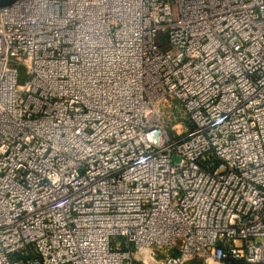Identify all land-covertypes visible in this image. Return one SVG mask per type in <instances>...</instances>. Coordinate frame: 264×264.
I'll list each match as a JSON object with an SVG mask.
<instances>
[{
  "label": "built area",
  "instance_id": "built-area-1",
  "mask_svg": "<svg viewBox=\"0 0 264 264\" xmlns=\"http://www.w3.org/2000/svg\"><path fill=\"white\" fill-rule=\"evenodd\" d=\"M137 260L264 264V0L0 7V264Z\"/></svg>",
  "mask_w": 264,
  "mask_h": 264
},
{
  "label": "rangeland",
  "instance_id": "rangeland-1",
  "mask_svg": "<svg viewBox=\"0 0 264 264\" xmlns=\"http://www.w3.org/2000/svg\"><path fill=\"white\" fill-rule=\"evenodd\" d=\"M21 72L22 74L20 76V80L23 82L26 80L27 77H26V73L24 72V69H21ZM187 126H189V124H187ZM137 264H144V263L142 261L137 260Z\"/></svg>",
  "mask_w": 264,
  "mask_h": 264
},
{
  "label": "water",
  "instance_id": "water-1",
  "mask_svg": "<svg viewBox=\"0 0 264 264\" xmlns=\"http://www.w3.org/2000/svg\"><path fill=\"white\" fill-rule=\"evenodd\" d=\"M15 0H0V7L8 5L10 3H12Z\"/></svg>",
  "mask_w": 264,
  "mask_h": 264
}]
</instances>
